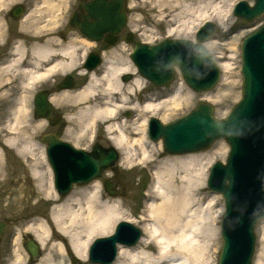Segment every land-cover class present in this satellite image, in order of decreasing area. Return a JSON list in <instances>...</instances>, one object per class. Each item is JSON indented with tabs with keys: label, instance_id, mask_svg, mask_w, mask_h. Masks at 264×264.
I'll list each match as a JSON object with an SVG mask.
<instances>
[{
	"label": "bare ground",
	"instance_id": "bare-ground-1",
	"mask_svg": "<svg viewBox=\"0 0 264 264\" xmlns=\"http://www.w3.org/2000/svg\"><path fill=\"white\" fill-rule=\"evenodd\" d=\"M6 1L13 0H2L1 5L6 6ZM181 1L177 0L178 3ZM65 3L66 0H45L40 5L35 2L34 9L23 23V28L33 29V33L21 31L19 37L31 38L32 43H41L42 46L35 47L32 44L28 47L27 41L17 42L13 59L9 65L0 68V125L2 104H11L7 126L0 129V135L4 132L8 135L3 140L2 146L0 145V152L2 151L0 185L2 182V187H5L6 180L13 174L8 169L10 163L8 160L5 161L7 158L10 159L7 155L8 151H13L23 160H29L25 169L29 171L36 184L35 198L33 196L26 198V190L21 191L20 199L22 201L30 200V198L37 200L36 198L39 197L40 200L35 205L48 207L41 209V214L34 213V220L22 229L23 233L32 234L44 250L42 258L33 264H69L73 258L72 255L79 263L88 264L90 244L96 238L111 235L116 224L121 221L140 226L143 237L137 246H121L115 264H214L215 250L218 247L216 238L219 219L224 211L221 207L223 203L221 195L208 193L206 180L209 176L208 169L217 154L165 156L159 148V151L155 153L151 151L155 144L147 136L149 116L159 117L161 121L166 122L176 110L190 107L197 97L180 87L170 93L162 103L149 100L145 105L140 106L133 100V96L146 90L144 87L146 80L136 72L133 63L125 60L126 58H112L111 54L114 51L105 50L106 52L103 53L102 72L93 71L83 75L87 79L83 88L79 91L57 94L52 101L61 102L69 110L68 120L80 123L81 135L88 137L89 141L96 133L95 130L103 128L108 134L112 149L122 153L123 166L132 167L135 166V162H138V165L153 171L151 186L144 194L139 220H132V217L127 216L123 211V202L112 199L105 193L98 180L87 188L75 191L65 200L57 196L53 188L49 162L36 142L37 133H31L34 129L37 132L41 126L40 124L35 126V117L32 119L34 122L31 120V97L36 82L49 73L48 70V72H42L36 69L45 67L46 64L42 65L43 63H49L62 56L67 63L62 61L71 73L80 71L82 68L78 64V58L81 55L80 58L83 60L86 53L93 51L96 45L88 38L81 37L78 32L68 44L58 36L56 27L59 22L54 20L56 17L59 20L64 19L59 16V12ZM160 4L167 6L170 2L162 0ZM33 13L40 14V17L35 20L31 16ZM201 14L204 16L208 12L202 11ZM212 14L218 18L222 16L217 6L212 10ZM206 16L202 19L207 21L213 15ZM50 18L52 19L48 21L47 19ZM194 22L195 20H192L190 24L193 25ZM139 25L137 23L133 26L139 29ZM190 27L183 23L178 29L188 31ZM170 32L172 33H169V36H172L179 31L172 29ZM2 36L4 35L0 24V47H2ZM238 41L236 37L232 44L235 54H238L236 46ZM210 44L214 46L215 43ZM57 48L60 49L57 50ZM122 48L118 52L126 54L127 51L124 47ZM23 65L28 66L23 68ZM60 65L56 66L61 67ZM219 67L225 72L226 77L233 76L231 65L226 63ZM53 69L56 67H50V71ZM99 72L102 74L99 75ZM127 74L133 75V81L130 83L122 81V77ZM18 78L21 81H17ZM222 86L225 90L223 95L213 97L206 94L203 100L209 103L226 101L231 96L230 92L234 91V86L231 82ZM150 98L158 99L156 95ZM123 105L129 106V112L133 111L138 121L134 120L136 117L124 121L118 119V108ZM162 110H166L164 115H161ZM22 130L30 131V134L23 138ZM224 148L223 146L221 150ZM38 151H40V163L37 161ZM103 155L106 156V153L103 152ZM45 169L49 171L47 173L50 177L49 184L48 176L46 172H43ZM3 178L5 180H2ZM21 189L24 190V188ZM46 210L47 217L43 216ZM16 236L20 239L23 234H16ZM261 239L262 247L255 264H264V230ZM27 254L29 255L26 250L18 247L13 253L11 264H28Z\"/></svg>",
	"mask_w": 264,
	"mask_h": 264
},
{
	"label": "water",
	"instance_id": "water-1",
	"mask_svg": "<svg viewBox=\"0 0 264 264\" xmlns=\"http://www.w3.org/2000/svg\"><path fill=\"white\" fill-rule=\"evenodd\" d=\"M94 8L89 6L88 10L92 12ZM263 13L264 0H256L254 8H248L246 2H242L235 10L237 16L248 21ZM212 32L213 26L208 25L199 35L198 42H204ZM133 56L136 61L146 64V77L156 84L170 80L174 65L197 92L211 90L220 78L212 57L201 45L184 41H165L154 47L140 45ZM242 60L243 98L226 120H216L213 108L200 104L196 111L172 124L162 125L153 120L150 128V137L155 141L162 138L167 154L202 151L218 139L228 142L231 152L227 165L217 163L208 182L211 190L223 194L227 207L219 264H252L255 228L264 218V27L244 40ZM98 156L99 153L94 152L90 158L93 168L82 175L88 179L77 181L87 183L92 178H101L102 172L118 160L114 151ZM105 186L115 195L111 186L107 183ZM128 230L134 231L132 242H129ZM139 236L140 232L131 225L120 224L115 236L94 245L91 262L110 263L116 256L118 243L134 245Z\"/></svg>",
	"mask_w": 264,
	"mask_h": 264
},
{
	"label": "rangeland",
	"instance_id": "rangeland-1",
	"mask_svg": "<svg viewBox=\"0 0 264 264\" xmlns=\"http://www.w3.org/2000/svg\"><path fill=\"white\" fill-rule=\"evenodd\" d=\"M161 1L162 0H130V5H131V10H130L131 14L129 15L130 22L132 21V24H137V23L140 24L141 28L143 29V32L145 33V37L143 39L148 38L151 41V43L154 44L162 39L167 38L170 35L169 33H172L170 31L174 29L175 31L177 30L179 32L177 34L174 33V35L172 34L171 38L173 37L178 39H188L195 41L197 29L202 25L204 21H206L205 19H202V17H205L206 15L211 17L213 15L212 16L213 19L211 18L212 20L211 19H207V20L212 21L215 25L214 35L212 40L207 42L208 44L206 43L207 45L205 44V46L210 50V53L212 54L214 60L219 66L221 64L227 63L231 65L232 71L234 72L232 74L233 76L230 78V76L226 77L225 72L221 70L222 73L221 80L219 84L212 91L207 93H198V94L193 92V94L197 97V99L192 102L191 106L185 109L176 110L172 114L171 118L166 122L169 123L177 118H180L181 116H184L191 110L195 109L196 106L201 101L204 103H209L203 100L204 98L203 96L206 94H209L210 96L212 95L213 97L221 94L223 95L225 93L224 92L225 90H223L222 85L227 82H231L234 86V91L230 92L231 96L226 101L224 102L215 101V103L214 102L209 103L213 105L215 109L216 118L224 119L229 115L232 108L242 98L243 78L241 74V63H242L241 43L243 39L248 34H250V32L264 25V18L254 23H246L245 21L232 15L231 12L232 7L234 6L235 3H237L240 0H186V1L182 0L181 3H178L177 0H167L170 2V4L167 6H162L160 4ZM247 1L251 5L254 4V0H247ZM216 6L219 7L220 14L222 15L220 18L214 16V14L211 15L212 10H214ZM202 11L208 12V14H205L203 16L201 14ZM192 20H195L194 22L195 24L193 25L190 24ZM169 21H173V22H169ZM183 23H185L188 26H191L188 31L183 30L182 28L178 29L179 25ZM236 37H238L239 40L238 43L236 44L238 48L237 49L238 54H235L232 48L233 41ZM210 43H215V44L214 46H212V44ZM6 49H4V53L6 52ZM0 54H2V47L0 48ZM224 57H226V59H224ZM80 59L81 58L79 57L78 61H80ZM183 89L185 90L187 89V87L182 86V90ZM161 90L163 91V89H158L157 91H161ZM120 108L121 107H119V109ZM164 112L166 113V110ZM123 113H124L123 111L119 112L118 114L119 120L122 121L128 120L125 118V115ZM164 114L161 113V115ZM168 114L169 112L167 113V115ZM9 117H10V106L8 104L2 105L1 129L5 128L4 123L9 121L8 120ZM5 118L7 119L4 121ZM136 121H138V119ZM31 128L32 129L34 128V124L31 126ZM34 131L31 133H34ZM22 132H23L22 135L23 138L30 134V131L26 132L25 130L24 131L22 130ZM99 135L102 137L101 138L102 146L112 145L111 142H109L108 140L109 139L108 134L105 132L103 128H100ZM7 136H8L7 132H4L2 134V142L4 139L7 138ZM154 144L155 147L152 148L151 151L155 153L159 148L160 152L164 154L162 142H158ZM159 144H161V146ZM223 146L225 148L221 150ZM39 152L40 151H38L37 157L40 159ZM118 153L120 154V161L118 163V169H117L118 174L120 176V180L118 184H119V191L120 192L122 191V193L121 195H117L116 197H111V198L118 201H122L124 213L127 214V216L132 217L131 218L132 220H139L142 211L141 209L142 203L144 201V194L146 193L147 187L149 185V181L152 176L151 175L152 170L143 168V166L138 165V162H135V166L132 167L123 166L121 164L122 153L119 151ZM205 153H208L210 155L217 154V156H214L215 160L213 161L211 166L216 162L225 163L229 154V147L225 141H218L214 143L207 151L199 154H205ZM7 155L10 159L7 158L5 161L8 160V162L10 163L8 169L10 170V173L12 172L13 174H11V177L6 180L5 187H2V214H4L6 217V218L3 217L4 219H7L8 221H13L14 223L12 226L13 229L14 226L17 227L18 231L21 232L23 236H25L26 233L22 232L20 225H23L22 228L25 227L33 220V217H31L32 214L34 213L41 214V209L48 207H46L47 205L43 207L35 205V203H38V200L37 201L35 200L36 201L35 202L27 199L22 201V199H20L22 197L21 191H26V190H27L26 198L29 196H36V187L31 185V181L33 180L28 181L24 177V175L26 176V170H25L26 161L16 156L13 151H8ZM209 169H208V175H209ZM109 176H112V174L110 173ZM2 180L5 179L3 178ZM206 186H207V180H206ZM21 188H24V190H22ZM208 193H209V189H208ZM32 205L33 207L34 206L35 207L33 208ZM27 207H31L28 212L26 210ZM221 207L224 211L223 212L224 214L225 213L224 202L221 203ZM218 209L219 208H217V210ZM47 214L48 213L46 210L43 213V216L47 217ZM222 217L221 219H219L220 220L218 226L219 229L217 230L216 239L218 241V247L215 250L216 253L214 255V261H213L214 264H218L219 256L222 249V237L220 233V225H221ZM135 226L140 228V226L138 225ZM263 230H264V219L258 224L256 229L257 250H256V257L254 260V264L262 247L261 238H262Z\"/></svg>",
	"mask_w": 264,
	"mask_h": 264
},
{
	"label": "flooded vegetation",
	"instance_id": "flooded-vegetation-1",
	"mask_svg": "<svg viewBox=\"0 0 264 264\" xmlns=\"http://www.w3.org/2000/svg\"><path fill=\"white\" fill-rule=\"evenodd\" d=\"M45 0H13L11 2H5L7 5L0 6V24L2 25V54H0V68L9 65L10 61L13 59L14 55V47L17 42H28V47L32 44L31 38H20V32H28L33 33V29L30 28H23V23L25 22V18H28L31 10L34 9L35 2L39 5L42 4ZM92 0H66V3L62 6L61 11L59 12L60 17H64V19L59 20V18L55 19L54 21L59 22L57 23L58 26L56 27V31L58 36L62 38V40L66 41L68 44L72 37L76 36L75 33H79L81 37H86L84 33L81 32L80 26L76 29H73L70 24V18L74 12H77L79 16V20L77 23H84L85 17L87 16L86 10H80L79 5L83 3H88ZM0 4H2V0H0ZM128 0H123L122 10L120 13L123 12V9H126L127 21L126 23L117 30V27L113 25L115 29L114 32H106L104 36H102L101 40L96 42L95 49L93 51L97 52L100 55L101 64L98 68L93 71H100L102 72L101 68L104 66V59L103 53L106 52L105 50L114 51L111 54L112 58L120 57L126 58L128 62L132 63L131 61V52L134 49L135 45L141 40L139 37V33L137 32L138 29L134 28L133 24L129 20V10L127 9ZM32 17L37 18L40 17V14H32ZM47 19L48 21L51 20ZM35 20H31V22H35ZM89 23L92 24L94 21L92 19L89 20ZM60 31V32H58ZM79 35V36H80ZM43 40V37H41ZM42 46L41 43L34 44V46ZM125 48L127 51L126 54H121L118 51ZM1 48V47H0ZM7 48V49H6ZM4 49L6 52L4 53ZM60 48H57L59 50ZM108 52V53H109ZM59 59V60H58ZM58 59H53L49 63H43L42 65L46 64V66L38 67L36 70H40L42 72L49 71V73L40 79V81L36 82V87L32 99V108L34 111L35 117V126L40 124L36 135V142L38 146L41 147V150L47 154V149L51 145L57 146L61 142L68 143L76 149L79 150H87L90 148V144L88 143V137H83L82 134V126L80 123L72 120L69 121V110L66 109L61 102H53L52 99L57 94H61L66 91H79V89L83 88L86 85L87 79L83 76L88 74V68L82 62L81 70L75 73H71L65 63L62 61L64 60L62 56L58 57ZM65 61V60H64ZM67 63V61H65ZM61 64V67L56 65ZM29 65V64H28ZM28 65H23V68H26ZM50 67H56L50 71ZM47 71V72H48ZM46 72V73H47ZM99 72V75L102 73ZM82 74V75H80ZM69 78V79H68ZM17 81H21L20 78ZM122 81L124 83H129L133 81V75L127 74L122 77ZM44 96L47 98L48 102L50 103V110L47 112V116H42L44 119H40L39 117V106L40 101L39 97ZM33 121V122H34ZM2 135V134H1ZM83 137V138H82ZM45 139H48L46 142ZM0 145L2 146V139H0ZM2 149V147H1ZM0 161L2 163V151L0 152ZM2 171V167L0 169ZM25 174V173H24ZM33 186L34 183L31 182ZM81 188L76 187L74 188L73 192L80 190ZM71 195V194H70ZM69 195V196H70ZM57 196L64 200L66 198L57 194ZM34 198L36 196H33ZM38 201L40 199L36 198ZM31 201H35V199L30 198ZM36 200V201H37ZM35 201V202H36ZM31 207H27V212ZM13 210V209H11ZM4 214H2V182L0 185V225H1V232H0V264H11L13 260V253L18 247L24 248L26 250V245L29 241L28 236H23L20 239H17L16 234L17 229H12L11 226L14 224L13 221H8L4 219ZM31 217H34L32 214ZM6 218V217H5ZM23 219V218H21ZM7 223L6 231L2 235V222ZM19 240V242H18ZM37 260H29L27 263L33 264ZM32 262V263H31Z\"/></svg>",
	"mask_w": 264,
	"mask_h": 264
}]
</instances>
